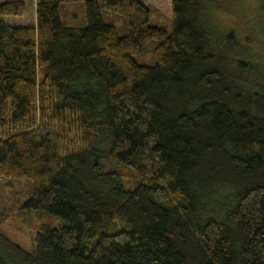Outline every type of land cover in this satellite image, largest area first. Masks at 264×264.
Here are the masks:
<instances>
[{
  "label": "trees",
  "instance_id": "trees-1",
  "mask_svg": "<svg viewBox=\"0 0 264 264\" xmlns=\"http://www.w3.org/2000/svg\"><path fill=\"white\" fill-rule=\"evenodd\" d=\"M65 1L0 20L6 211L66 221L26 250L1 210L0 264H264V63L220 30L227 0H172V29L146 0H86V25L67 26ZM148 44L152 65L135 58Z\"/></svg>",
  "mask_w": 264,
  "mask_h": 264
},
{
  "label": "rangeland",
  "instance_id": "rangeland-1",
  "mask_svg": "<svg viewBox=\"0 0 264 264\" xmlns=\"http://www.w3.org/2000/svg\"><path fill=\"white\" fill-rule=\"evenodd\" d=\"M12 0H0V4ZM30 8L23 16H1L0 20L11 25L25 26L36 24L35 0H25ZM154 9L151 13L152 25H164L172 29V0H146ZM61 19L67 26L82 27L87 23L86 0H66L60 9ZM220 30L234 31L240 44L246 47L254 57L264 63V0H227L215 15ZM119 30L124 31V20L118 21ZM153 44H148L142 54L136 55L137 62L145 65L154 63L151 50ZM28 179H22L18 185L21 202L27 199L26 189ZM30 187V185H29ZM11 192L0 186V213L7 212V219L1 227V233L26 250H32L36 243L38 232L46 226H64L66 221L45 210L20 208L22 203L12 211H6L11 201ZM20 208V209H19Z\"/></svg>",
  "mask_w": 264,
  "mask_h": 264
}]
</instances>
